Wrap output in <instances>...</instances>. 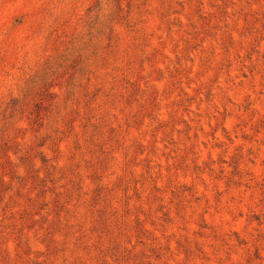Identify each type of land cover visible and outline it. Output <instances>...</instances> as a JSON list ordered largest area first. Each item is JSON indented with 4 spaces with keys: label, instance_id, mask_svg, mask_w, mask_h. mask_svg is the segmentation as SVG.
<instances>
[{
    "label": "rangeland",
    "instance_id": "rangeland-1",
    "mask_svg": "<svg viewBox=\"0 0 264 264\" xmlns=\"http://www.w3.org/2000/svg\"><path fill=\"white\" fill-rule=\"evenodd\" d=\"M0 264H264V0H0Z\"/></svg>",
    "mask_w": 264,
    "mask_h": 264
},
{
    "label": "trees",
    "instance_id": "trees-1",
    "mask_svg": "<svg viewBox=\"0 0 264 264\" xmlns=\"http://www.w3.org/2000/svg\"><path fill=\"white\" fill-rule=\"evenodd\" d=\"M17 105V104H16Z\"/></svg>",
    "mask_w": 264,
    "mask_h": 264
}]
</instances>
